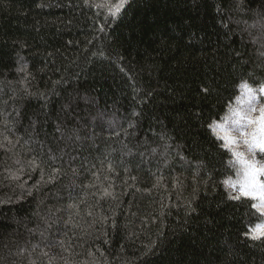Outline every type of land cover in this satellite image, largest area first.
<instances>
[{
	"label": "trees",
	"instance_id": "1",
	"mask_svg": "<svg viewBox=\"0 0 264 264\" xmlns=\"http://www.w3.org/2000/svg\"><path fill=\"white\" fill-rule=\"evenodd\" d=\"M118 4L0 0V264H264L210 128L264 83V0Z\"/></svg>",
	"mask_w": 264,
	"mask_h": 264
},
{
	"label": "snow or ice",
	"instance_id": "2",
	"mask_svg": "<svg viewBox=\"0 0 264 264\" xmlns=\"http://www.w3.org/2000/svg\"><path fill=\"white\" fill-rule=\"evenodd\" d=\"M124 0H120V4L115 6V10L123 5ZM241 95L236 98V107L230 108V115L225 117V123L210 125L212 131L224 140V147L232 152L235 157L234 161H230L237 168V178L232 180L229 178L224 181L232 189L238 192V195L232 196V199L239 200L241 197L249 198L255 203L251 207L264 215V162L256 159L257 150L264 153V107L259 109V118L251 116L256 111L253 104L256 100V90L247 82L239 84ZM207 91V89H205ZM259 92L264 93V83L259 87ZM244 103L248 107L242 109L240 105ZM231 121L236 125L235 129L229 130L226 124ZM233 131L239 133V139L245 146V151H239L236 137ZM235 145V147H234ZM104 195L109 196L111 193L105 189ZM70 208H76V205H69ZM91 215V213H89ZM264 236V224H258L251 230L252 239H260Z\"/></svg>",
	"mask_w": 264,
	"mask_h": 264
},
{
	"label": "rangeland",
	"instance_id": "3",
	"mask_svg": "<svg viewBox=\"0 0 264 264\" xmlns=\"http://www.w3.org/2000/svg\"><path fill=\"white\" fill-rule=\"evenodd\" d=\"M253 89H254V88H253ZM255 90H256V100H255V102H254V104H253V107L256 108V111H255V112H252V113H251V116L254 117V118H259V115H260L259 109H260L261 107H264V93H260V92H259V89H255ZM240 95H241V93H240ZM240 95H239V96H240ZM233 107H236V100L234 101V103L232 104V106H231L230 108H233ZM240 107H241L242 109H245V108L248 107V105L242 103V104L240 105ZM229 115H230V112H229V109H228V111H227L225 117H227V116H229ZM225 117H224L221 121H217V122L213 123L212 125H214V124H220V123H225ZM226 127H227L229 130H232V129H235L237 126L234 125V124H232L231 121H229V122L226 124ZM233 136L236 137V139H237V144L239 145L238 150H239V151H245V146L243 145L242 141L239 139V133H236L235 131H233ZM234 147H235V145H234ZM256 159H257L258 161H262V162H264V153H260V152L257 150V153H256ZM234 160H235V157H234ZM235 167H236L235 176H232V177H231L232 180H235V179L237 178L236 173H237V168L239 167V165H235ZM262 179H264V177H262ZM227 180H228V179H227ZM227 187L229 188L230 192H231L233 195H238V192H237L236 190L232 189V188L229 187L228 185H227ZM258 224H264V221H262L261 223H258ZM258 224H256V225H258ZM256 225H255L252 229H254V228L256 227ZM250 234H251V233H250Z\"/></svg>",
	"mask_w": 264,
	"mask_h": 264
}]
</instances>
